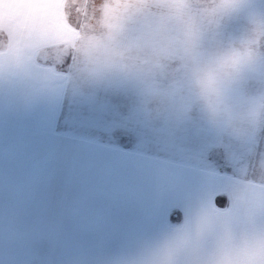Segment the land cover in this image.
<instances>
[{
	"label": "rangeland",
	"instance_id": "374dc122",
	"mask_svg": "<svg viewBox=\"0 0 264 264\" xmlns=\"http://www.w3.org/2000/svg\"><path fill=\"white\" fill-rule=\"evenodd\" d=\"M132 202L154 245L120 248ZM134 258L264 264V0H0V264Z\"/></svg>",
	"mask_w": 264,
	"mask_h": 264
},
{
	"label": "trees",
	"instance_id": "16d2710c",
	"mask_svg": "<svg viewBox=\"0 0 264 264\" xmlns=\"http://www.w3.org/2000/svg\"><path fill=\"white\" fill-rule=\"evenodd\" d=\"M29 157H31V155ZM29 157H23V159H27L30 162V160L28 159ZM45 164H46V162H45ZM48 165H57V161L51 160L48 163ZM53 169H51V170H53ZM51 170H49V171H51ZM49 171H47V173ZM92 179L94 180V175L92 176ZM92 179H89L88 182H86V183L90 184ZM53 181H56V182L58 181L57 177H56V173H54V174L51 173V175H45V177H43V179H42V182L44 183L43 185L47 186V189L45 191H47V192L49 191L48 186L52 185ZM61 189H63V188H61ZM63 194H64V196H63ZM42 195L43 194H41V196ZM44 195L47 196L48 194H44ZM74 195L75 194H73V196ZM49 197H52V194H50ZM63 198H68L67 192H65V191H62V192L58 193V195H56V199H57L56 203L57 204L55 206H50L51 203L46 202L45 199H43L42 202L39 203L40 208L37 210L36 215H35V221L38 224L35 223V221H34L29 226V228L27 227V232L30 231V232H32L31 235H36V237H38L41 234L44 235L48 229L53 228V220L56 219L53 212H54V210H56V211L58 210L59 205L65 206V204L63 203ZM123 205L125 207V204H123ZM132 205H134V207H131L130 209H128L126 211L125 210L122 211L124 209V207L122 205H120L121 207H119L117 209V213L115 214L117 220H120L119 224H120V227L122 228V231L120 233V238H121L120 242H122L120 245V248H127L126 246H128V244H130L131 246L141 247L142 238H146V239L150 240L151 241L150 245H154L155 244V242H154L155 236L153 234L149 233V230L151 233L153 231L155 232V230L152 229V226H153L152 219L144 216L145 214H149L150 210H146L141 205L135 204V202H132ZM51 211L53 214L51 213ZM125 214H127V216ZM52 215L54 216V218H50ZM163 216H164V220L166 223V221L168 220V219L166 220V218H168V217H166L165 215H163ZM129 228H131L130 230H128V231H130V233L126 234V230ZM156 233H158V231ZM143 235H146V236L144 237ZM109 243H111V242H109ZM113 243H118V242L116 240ZM22 245H24V243ZM41 245H43V243ZM28 246L30 247V244H26L23 247V250L28 249ZM114 246H117V245L114 244ZM166 252L168 254H170V249L168 247H166ZM174 254H175V252H174ZM177 256H178V258L183 259L184 258V252L177 254ZM161 257L164 258L165 256L162 255ZM147 261L148 260H137V258H134V259L129 260V261H124V264H147ZM43 262H44L43 264H45V261H43ZM156 262H159V261H156ZM172 262L173 261L160 262V263H172Z\"/></svg>",
	"mask_w": 264,
	"mask_h": 264
},
{
	"label": "crops",
	"instance_id": "0c3cea01",
	"mask_svg": "<svg viewBox=\"0 0 264 264\" xmlns=\"http://www.w3.org/2000/svg\"><path fill=\"white\" fill-rule=\"evenodd\" d=\"M35 77H37V76H32V79L33 78H35ZM38 77H40V78H43V77H45V75H43V74H40V75H38ZM229 194V193H228ZM230 205H231V202H230ZM208 215H209V217H208V219H207V222H208V224L207 225H204L203 226V234H205L206 232H204V230H205V228H208V227H210V226H212V227H215V233L214 234H216V236H218V238H217V240H216V244H219V240L221 239L222 240V237L224 238V234H225V240H227V239H231L232 237H234V232L230 229V232L229 233H225L224 232V230L225 229H220V225L218 224V222H220L221 221V217L222 216H224L225 217V213L224 212H217V213H211V214H209L208 213ZM225 218H222V220H224ZM209 221H213V224L212 223H210ZM215 222V223H214ZM224 240V241H225ZM223 241V240H222ZM184 249V248H183ZM183 249H178L177 251H179V253H182L183 251ZM185 250V249H184ZM196 254V253H195ZM206 256V253L204 252V251H202V257H205ZM185 258H188L187 257V254L184 252V259ZM183 262V261H182ZM203 262V261H202ZM153 264H183V263H180V262H177V261H173L172 263H160V262H155V263H153ZM185 264H188V263H185ZM193 264V263H192ZM196 264H200V263H196Z\"/></svg>",
	"mask_w": 264,
	"mask_h": 264
},
{
	"label": "clouds",
	"instance_id": "9594fccd",
	"mask_svg": "<svg viewBox=\"0 0 264 264\" xmlns=\"http://www.w3.org/2000/svg\"><path fill=\"white\" fill-rule=\"evenodd\" d=\"M234 55L231 52H226L220 55L213 64L202 69V75L208 76L213 71L217 70H227L229 66L233 63Z\"/></svg>",
	"mask_w": 264,
	"mask_h": 264
}]
</instances>
